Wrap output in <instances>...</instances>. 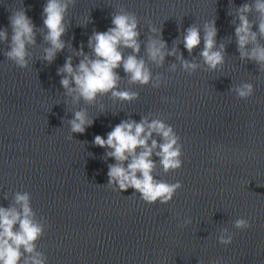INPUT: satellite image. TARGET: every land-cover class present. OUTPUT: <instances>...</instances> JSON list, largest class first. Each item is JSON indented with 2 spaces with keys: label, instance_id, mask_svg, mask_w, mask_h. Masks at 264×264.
I'll use <instances>...</instances> for the list:
<instances>
[{
  "label": "clouds",
  "instance_id": "1",
  "mask_svg": "<svg viewBox=\"0 0 264 264\" xmlns=\"http://www.w3.org/2000/svg\"><path fill=\"white\" fill-rule=\"evenodd\" d=\"M74 5L75 0H47L43 8L44 29L47 30L44 32V40L48 46L43 49L42 59L49 64L66 47L62 37L71 24L66 19L69 8ZM253 13L255 21L250 19ZM9 23L10 50L5 51L4 55L18 68L26 69L32 58L29 46L36 45V26L26 15L24 7L12 12ZM111 23L112 27L107 31H93L88 40L90 54H86L81 45L75 51L77 57H82L79 63L74 65L72 56H68L63 66L58 69L57 74L62 77L60 84L73 104L83 101L87 105H95L104 96H110L113 101L128 103L137 100L138 92L130 88L120 89L121 77L116 69L121 67L129 85H151L153 88H160L166 81L160 74L154 76L149 65L163 67L166 56H176L181 69L188 74L201 68L200 63L185 60L182 54H177L175 44L181 42L180 40L174 41L173 48L169 50L162 39L161 30L154 26L149 29L154 35L148 38L145 56H141L139 20L133 12L120 8L111 15ZM232 23L235 25L240 60L252 61L258 65L259 71L264 70V43H261L264 41V0H253L252 3L236 7ZM216 36L217 28L213 20L206 22L202 29L195 25L188 27L182 38L183 46L189 54L203 40L200 57L208 71H218L225 63V44L217 45ZM8 40V29H0V42L7 43ZM122 49L130 50V53L125 56ZM175 70L176 65L173 64L171 71ZM230 91H234L239 99H248L254 93V86L251 83H242L231 87ZM67 123L70 128L69 139H72L73 134L84 133L93 120L89 119L87 109L81 108L74 111L73 118L67 120ZM154 134L159 140L153 138ZM92 143L106 149L103 159L112 158L115 161L108 165L107 172V186L113 191L121 193L131 188L148 204H168L183 187L179 181L168 183L154 175L157 160L153 156L159 158V166L165 174L183 166L181 137L162 119H149L144 116L140 122L131 119L121 121L107 133L106 139L96 135ZM191 222V219H185L178 227L182 228ZM233 226L237 230L252 227L245 218L236 219ZM44 231L45 224L37 219L30 193L15 192L11 206H0V264H46L47 257L37 249V241L44 235ZM232 241L233 235L223 229L218 242L227 246Z\"/></svg>",
  "mask_w": 264,
  "mask_h": 264
}]
</instances>
